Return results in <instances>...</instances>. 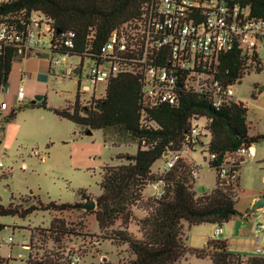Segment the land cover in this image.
<instances>
[{
    "label": "trees",
    "instance_id": "obj_1",
    "mask_svg": "<svg viewBox=\"0 0 264 264\" xmlns=\"http://www.w3.org/2000/svg\"><path fill=\"white\" fill-rule=\"evenodd\" d=\"M157 0H2L0 1V23L14 25L25 32L32 13L39 12L52 20L58 36L73 32L72 45L60 42L53 48L55 54L80 56L82 59L99 60L102 47L112 31L124 23L138 18L146 4ZM253 12L264 16V0H253ZM58 30L60 32H58ZM23 54L15 46L4 47L0 53V91L9 81L13 64ZM170 46H164L156 64H168ZM262 70H258L261 72ZM245 76L240 54L233 48L221 56L216 77L225 84L241 82ZM143 74L140 70L122 72L113 77L102 97L93 99L89 106L79 104L78 95L73 104L53 107L42 101L28 104L18 103L12 107L7 119L12 120L26 107H43L69 119L85 129L110 130L120 138L136 142L134 154H120L126 160L118 165H105L101 180L102 192L95 197V214L104 240L118 246H126L129 256L118 261L105 260L102 264H180L187 255L197 258L210 257L213 264H264V255H243L227 248L226 240L211 238L202 247L187 243V230L193 225L217 223L222 225L238 214L235 189L220 185L209 192L198 195L195 190L193 170L196 164L182 157L169 171L153 172L154 163L171 151H179L190 131L192 118L207 120L210 140L207 152L216 154L209 165L216 171V164L239 150L264 141V133L252 135L248 120V106L241 100L227 99L220 106L213 103L210 94L179 87L177 103L162 102L153 107L143 103ZM257 87V85L255 86ZM256 98V94H252ZM162 179L165 193L162 196H145L152 181ZM239 186V183L236 184ZM82 200L89 198L79 190ZM80 203H47L37 199L25 206L11 201L0 205V215L26 217L37 210L77 209ZM141 211L143 215L139 214ZM135 224L136 231L130 226ZM5 227L0 223V230ZM186 227V229H185ZM76 234L65 219L54 216L50 225L39 235L52 240L55 248H43L41 257L28 255L29 264H70L64 241ZM35 233L31 231L30 244ZM43 241V239H42ZM30 247V248H31ZM42 248V247H41ZM5 258L0 257V264Z\"/></svg>",
    "mask_w": 264,
    "mask_h": 264
},
{
    "label": "rangeland",
    "instance_id": "obj_2",
    "mask_svg": "<svg viewBox=\"0 0 264 264\" xmlns=\"http://www.w3.org/2000/svg\"><path fill=\"white\" fill-rule=\"evenodd\" d=\"M49 58L51 61L60 58L63 64L53 65L55 74L41 93L46 96L49 106L61 107L69 102L73 103L80 88L89 85L85 74L90 61L80 56L55 53ZM81 63V74H62L65 66L76 68ZM17 66L16 60L15 67ZM234 92L236 99L248 106L251 133H264V69L245 75L241 82L235 84ZM253 93L256 98H253ZM83 96L85 95L82 94ZM3 99L4 92L1 91L0 104ZM30 101L31 99L24 98L22 103L26 105ZM9 111L10 108H6L0 112V205L7 206L14 201L16 204L27 206L36 203L37 199L44 203H79L82 200L79 190L95 198L102 192L100 184L104 166L125 163L126 160L121 159L119 155L134 154L137 151L136 142L118 137L113 130L105 135L103 129H85L43 107L24 108L17 113L15 119L8 121ZM89 130L91 134H88ZM202 139L205 145L198 146L192 154L199 165L201 176L195 182L198 195L211 191L216 184V171L209 167L203 156L208 153L206 146L209 137ZM255 147V159H262L264 141L256 143ZM202 149L206 150V153L202 152ZM162 163V159L157 160L153 165V172L158 170ZM242 171V187L238 191L236 208L244 213L250 208L248 196L254 190L264 191V170L262 164L252 160L251 155H246ZM150 193L151 189L146 187L144 195L150 196ZM54 216L65 219L69 226L76 229V234L64 241V249L66 253H78L79 264H102L104 260L118 261L128 258L129 251L125 246L103 242V234L99 233L94 216L86 214L84 209L37 210L26 217L0 215V223L5 225L0 230V257L5 258L4 264H29L30 252L33 257H41L44 247L55 248L52 240L45 242V237L39 235L41 230L50 225ZM130 228L132 231L137 230L135 224ZM31 231L35 233L32 247L29 242ZM210 233L214 234L209 223L193 225L186 232L187 243L193 247H202ZM213 237L218 238L215 234ZM25 241L29 242L30 249L23 246ZM96 241L104 243L103 252L99 253L98 249L102 247L97 245ZM106 254L108 258L102 257ZM181 262L180 264H212L210 259L193 255H187V259Z\"/></svg>",
    "mask_w": 264,
    "mask_h": 264
},
{
    "label": "built area",
    "instance_id": "obj_3",
    "mask_svg": "<svg viewBox=\"0 0 264 264\" xmlns=\"http://www.w3.org/2000/svg\"><path fill=\"white\" fill-rule=\"evenodd\" d=\"M254 3L253 0H157L155 4H146L138 18L112 31L102 47L99 60H89L85 74L89 85L80 88L79 104L89 106L93 99L105 94V91H99L101 84L107 86L118 74L135 70L143 74L142 98L146 107L162 102L177 103L181 86L210 94L216 106L227 99H236L234 88L239 81L225 84L216 77V72L222 54L233 48L239 50L245 75L264 69V16L253 12ZM73 35V32H69L58 36L52 20L42 13L34 12L25 32L14 25L0 23V53L4 47L15 46L23 55L48 51L53 56V48L58 43L72 45ZM167 45L170 46L169 63H154V58ZM51 62L52 65L63 64L60 58L52 59ZM82 66V63L76 68L65 66L64 73L81 74ZM82 94L85 96L82 97ZM16 95L17 103H22L27 97L24 84L18 87ZM6 108L5 102L0 104V110ZM207 134L210 132L206 118H192L182 149L167 151L156 173L171 170L184 153L204 145L202 137ZM250 149L251 146L241 147L216 164L220 185L232 186L236 192L240 167L246 155H252ZM216 157L214 153H207L208 162L215 161ZM193 176L195 180L200 179L197 167L193 170ZM149 186L150 196L159 197L165 193L162 179L150 182ZM234 197L236 199V193ZM263 227L261 223L256 227L258 253L264 252L260 234ZM221 232L222 229L218 228L215 236L219 237ZM23 246L29 247V242H23ZM79 260L78 253L69 255L70 264H79Z\"/></svg>",
    "mask_w": 264,
    "mask_h": 264
},
{
    "label": "crops",
    "instance_id": "obj_4",
    "mask_svg": "<svg viewBox=\"0 0 264 264\" xmlns=\"http://www.w3.org/2000/svg\"><path fill=\"white\" fill-rule=\"evenodd\" d=\"M17 61H18V66L15 67V62H14L12 72L10 73V76H9V81H8L7 85L5 86V88L2 90L4 92L3 102H5L7 108H10V109L12 107H14L16 104H18L16 94H17L18 87L20 85H22V84L25 85L26 94H27L26 98H29V99H31V101H33L35 99L36 95L41 94V95H43V97H45V95L41 92L43 91V88L48 84L51 76L53 74H55L54 73V66L52 65L50 58H42V57L36 56L34 53H26L20 59H17ZM63 73H64V70L62 71V74ZM63 75H66V73H64ZM101 87H103V88L101 89ZM105 89H106V84H101L99 86L100 93H103L105 91ZM76 97H77V95H76ZM42 100H39V101H42ZM75 100H76V98H75ZM39 101H37V102H39ZM69 103H71V102H69ZM73 103H71V104H73ZM26 108H34V107H26ZM36 108H41V107H36ZM3 111H4L3 109L0 110V112H3ZM64 119H66V118H64ZM250 133H251V127H250ZM251 134L255 135L253 133H251ZM210 136H211L210 134H207L206 136H204V138L209 137V140H210ZM1 142H2V140H1ZM204 145H205V142H204ZM196 149L197 148H195L194 150L192 149V150L188 151L187 154L184 153L183 155H187V157L189 159H191L196 164V167L198 169L199 165L197 164V162L195 161V159L193 158V155H192ZM206 150L202 149V152L205 151V153H206ZM250 153H252V155H251L252 160H255L256 163L262 164V169L264 170V168H263L264 157L262 159H258V160L255 159V156L257 154V149L255 147V144H253L251 146ZM203 156H204V160L208 161L207 154H204ZM162 160H163V158H162ZM208 165H209V162H208ZM242 166H243V164H242ZM242 166L240 167V177L238 180L239 186H237V189H236V201L239 199L238 191L242 187V178H243ZM209 167H211V166L209 165ZM152 170H153V166H152ZM158 170H156L155 172H157ZM199 174H200V172H199ZM217 175L218 174L216 171V181H217ZM200 178H201V176H200ZM215 186H216V184H215ZM147 187H149L151 189V186H149V184ZM248 197H249L248 203H249L250 208L247 211H245L243 213L237 209L238 214L234 215L229 221H227L226 223H224L222 225H218L217 223H209V224L212 225L214 234L216 233L218 228L222 229L220 236L218 238H215V239L221 238V239L226 240L227 248L230 251L236 252V253H241L243 255H262V254L264 255V252L258 253L256 251V249H257L256 227H257L258 223H261L264 226V207L257 209L254 212H250L252 204L258 198L264 197V191H255L254 190V192H252ZM84 201L81 200L79 203H82ZM86 214H91V216H94V218L96 220L95 214L90 213L88 211H86ZM96 226H97L98 231L100 233V228H99L97 220H96ZM214 234L210 233L207 236V239L202 244V246H204L209 239L214 238L213 237ZM260 234L262 236L261 247L264 250V227H263L262 231L260 232ZM106 241L110 242L112 245H115L109 240H103V242H106ZM96 244L102 247V248L98 249L99 253L103 252L104 243H101V241H96ZM194 247H196V246H194ZM28 248L30 249V244H29ZM104 256L106 258H108L107 254L102 255V257H104ZM186 259H187V256L183 260H186ZM202 259H210V257H205ZM212 264H213V262H212Z\"/></svg>",
    "mask_w": 264,
    "mask_h": 264
},
{
    "label": "water",
    "instance_id": "obj_5",
    "mask_svg": "<svg viewBox=\"0 0 264 264\" xmlns=\"http://www.w3.org/2000/svg\"><path fill=\"white\" fill-rule=\"evenodd\" d=\"M58 32L60 31L58 30ZM34 54L42 58L50 57V52L48 51H36L34 52ZM261 88H263V86ZM42 98H43V95L41 94L36 95L35 99L32 102L36 103L37 101L42 100ZM91 133H92L91 130H89L88 134H91ZM0 143H1V139H0ZM96 206H97L96 199L92 197L87 198L84 202L79 204V208L85 209L88 212L93 211L96 208ZM263 207H264V197H260L252 204L250 212H254L255 210L263 208Z\"/></svg>",
    "mask_w": 264,
    "mask_h": 264
}]
</instances>
